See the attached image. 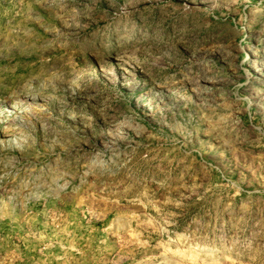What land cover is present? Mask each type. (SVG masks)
Wrapping results in <instances>:
<instances>
[{
	"label": "rangeland",
	"instance_id": "obj_1",
	"mask_svg": "<svg viewBox=\"0 0 264 264\" xmlns=\"http://www.w3.org/2000/svg\"><path fill=\"white\" fill-rule=\"evenodd\" d=\"M221 263L264 264V0H0V264Z\"/></svg>",
	"mask_w": 264,
	"mask_h": 264
},
{
	"label": "bare ground",
	"instance_id": "obj_2",
	"mask_svg": "<svg viewBox=\"0 0 264 264\" xmlns=\"http://www.w3.org/2000/svg\"><path fill=\"white\" fill-rule=\"evenodd\" d=\"M167 246H169V243H167ZM220 259L221 260H225V263H226V261H230L231 260V258L229 256H226V255L225 256H222Z\"/></svg>",
	"mask_w": 264,
	"mask_h": 264
}]
</instances>
